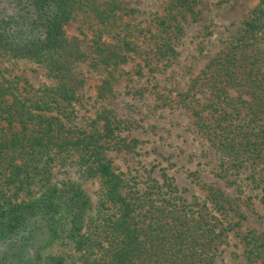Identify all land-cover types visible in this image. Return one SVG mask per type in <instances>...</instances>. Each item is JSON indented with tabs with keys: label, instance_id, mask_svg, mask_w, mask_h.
<instances>
[{
	"label": "trees",
	"instance_id": "trees-1",
	"mask_svg": "<svg viewBox=\"0 0 264 264\" xmlns=\"http://www.w3.org/2000/svg\"><path fill=\"white\" fill-rule=\"evenodd\" d=\"M82 1L5 0L0 11V52L37 59L57 82L53 93L40 95L6 79L0 82V264H36L33 245L42 235L72 243L78 251L85 247V264H216L220 246L243 219L236 199L208 186L204 200H189L173 184L157 180L144 191L127 190L103 151H129L138 140H117L119 126L111 116H98L101 131L73 129L59 107V101L75 97L72 69L80 60L98 69L132 55L139 59L136 74L166 68L178 56L187 14L198 0H165L137 33L123 27L125 34H113L115 45L98 34L86 48L69 40L65 31ZM105 3L112 9V2ZM194 88L195 102L186 104V92L180 107L190 113L214 153L218 176L248 172L252 183H262L264 0H258L224 47L204 64ZM100 89L99 98L111 91L107 82ZM65 161L76 164L82 179L98 184L92 229L86 224L90 199L76 182L50 186L37 201L17 203L21 191L38 183L41 173L50 174ZM239 239L247 264L264 258L262 239L250 231ZM50 264L66 262L56 257Z\"/></svg>",
	"mask_w": 264,
	"mask_h": 264
},
{
	"label": "rangeland",
	"instance_id": "rangeland-1",
	"mask_svg": "<svg viewBox=\"0 0 264 264\" xmlns=\"http://www.w3.org/2000/svg\"><path fill=\"white\" fill-rule=\"evenodd\" d=\"M163 1L83 0L65 26L66 35L69 40L77 41L81 48L90 46L98 39V34L115 45V32L121 35L125 31L137 33L136 30L144 28L161 11ZM105 2H112V9L109 10L111 5ZM198 2L193 13L187 14L177 45L178 56L166 68L155 73L143 69L136 74L139 59L132 55L124 62L98 69L80 60L72 69L77 82L75 97L70 101H59V107L68 116L73 129L101 131L98 116H111L118 122L117 140L124 139L125 143L138 140L137 146L129 151L114 148L103 151L114 172L127 183V190L144 191L152 185V180H157L173 184L189 200H204L208 186L235 198L243 219L239 228L229 232L215 262L247 264L239 236L250 231L264 241V181L252 183L248 172L219 177L214 153L201 138L190 113L180 107V98L187 92L190 100L186 104L194 101L196 76L208 59L224 47L228 36L258 0ZM4 5L5 0H0V11ZM107 16L110 18L106 19ZM4 79L14 86L32 89L37 95L53 93L57 86L56 79L37 59L0 52V82ZM104 82L109 84L111 91L99 98ZM37 180L39 182L28 190L21 191L17 203L37 201L50 186L76 182L90 199L86 224L93 228L99 187L96 181L82 179L73 161L55 164L50 174L41 173ZM33 248L36 264H50L56 257H62L66 264H85V247L78 251L72 243H61L42 235L36 237ZM86 255L93 258L89 251ZM261 262L264 258L253 264Z\"/></svg>",
	"mask_w": 264,
	"mask_h": 264
}]
</instances>
